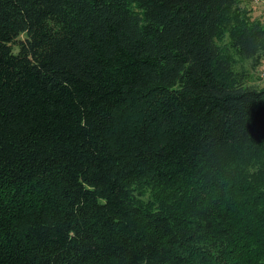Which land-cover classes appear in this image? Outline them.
Returning <instances> with one entry per match:
<instances>
[{
    "label": "trees",
    "instance_id": "1",
    "mask_svg": "<svg viewBox=\"0 0 264 264\" xmlns=\"http://www.w3.org/2000/svg\"><path fill=\"white\" fill-rule=\"evenodd\" d=\"M263 53L239 0H0V264H264Z\"/></svg>",
    "mask_w": 264,
    "mask_h": 264
},
{
    "label": "rangeland",
    "instance_id": "2",
    "mask_svg": "<svg viewBox=\"0 0 264 264\" xmlns=\"http://www.w3.org/2000/svg\"><path fill=\"white\" fill-rule=\"evenodd\" d=\"M239 7L250 9L252 17L264 14V0H239ZM12 49L15 52L16 47ZM234 70L244 71L251 83L258 87L264 86V53L254 65L237 60Z\"/></svg>",
    "mask_w": 264,
    "mask_h": 264
}]
</instances>
